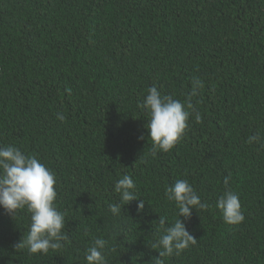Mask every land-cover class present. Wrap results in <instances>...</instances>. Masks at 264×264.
Wrapping results in <instances>:
<instances>
[{
  "label": "trees",
  "instance_id": "trees-1",
  "mask_svg": "<svg viewBox=\"0 0 264 264\" xmlns=\"http://www.w3.org/2000/svg\"><path fill=\"white\" fill-rule=\"evenodd\" d=\"M153 86L202 116L155 158L138 107ZM256 134L264 143V0H0V146L54 173L70 241L15 249L30 214L0 209V264H86L96 238L116 248L108 264H154L158 219L177 218L164 189L178 179L208 208L184 221L196 244L164 264H264V147L246 143ZM124 175L140 213L113 191ZM229 175L245 217L235 225L216 208Z\"/></svg>",
  "mask_w": 264,
  "mask_h": 264
},
{
  "label": "clouds",
  "instance_id": "clouds-1",
  "mask_svg": "<svg viewBox=\"0 0 264 264\" xmlns=\"http://www.w3.org/2000/svg\"><path fill=\"white\" fill-rule=\"evenodd\" d=\"M191 96L198 95L204 87L200 79L192 82ZM138 107L145 110L148 119L144 125L147 137L151 140L149 155L153 158L158 152H167L182 138L188 128V121L194 115L196 122L202 119L201 113L194 107L190 99L182 102L171 95L162 94L156 86L147 89ZM57 119L64 121L62 113ZM144 135L138 139L145 140ZM259 134L249 136L246 143H261ZM264 147V143H261ZM230 175L224 177L225 191L218 196L216 208L227 224H239L245 217L241 210L238 195L227 189ZM54 173L42 164L34 155H26L14 145L0 146V209L11 218L19 210L30 214L27 234L13 247L26 249L29 254H46L49 250H60L70 243L65 228V214L55 205L57 191ZM113 191L118 194L121 202L129 203L138 200L137 213L144 208V200L136 195V184L132 177L124 175L114 183ZM165 198L175 205L177 218L171 224L166 217L158 219L159 235L151 243L158 256L151 261L164 264L165 257L179 255L183 250L195 245V239L187 230L184 221L190 218L196 209L206 210L208 204L194 190L187 179H178L164 189ZM122 203H110L108 211L120 216ZM180 217H183L182 221ZM109 240L96 238L84 253L86 264H108L107 254L115 252Z\"/></svg>",
  "mask_w": 264,
  "mask_h": 264
}]
</instances>
